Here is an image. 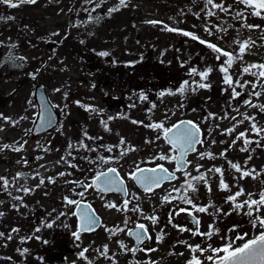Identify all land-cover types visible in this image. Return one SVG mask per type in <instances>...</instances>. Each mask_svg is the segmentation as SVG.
I'll return each mask as SVG.
<instances>
[{
	"label": "rangeland",
	"instance_id": "374dc122",
	"mask_svg": "<svg viewBox=\"0 0 264 264\" xmlns=\"http://www.w3.org/2000/svg\"><path fill=\"white\" fill-rule=\"evenodd\" d=\"M48 1L50 4L37 0L32 6L15 8L0 3V117L10 118L7 121L0 118V145L12 146L0 150V173L9 168V164L16 169L14 161H23L31 183L37 178L34 168L38 165L42 167L44 177L51 171L59 172L56 174L59 176L58 196H44L43 206H68L65 197L78 201L87 196L98 198L95 193H84L81 197L76 188L74 193H63L68 185L64 184L60 173L63 168L67 169L68 159L75 160L76 178L73 181H82L87 168L100 167L98 157L101 156L108 161L105 166L118 162L125 173L135 170L137 165L164 163L174 166V160L156 159L161 154H175L166 145L162 131L149 127L151 124L161 123L168 128L183 119L196 121L204 127L210 149L222 152L224 147L221 145L229 144L226 157H221L225 160L233 157V163H237L243 147V138L237 139L239 134L246 133L247 139L252 137L253 122L264 128L261 116L264 113L247 103L264 105V88L261 87L264 77L251 75L258 69H250L249 73L243 71L245 67L264 64V19L248 15L251 10L244 5L234 4V0H214L215 3L223 2L225 7L233 5L232 11L226 14L213 9L206 0H127L126 6H120L119 0ZM113 8L119 10L110 11ZM95 10L103 13V22L90 17L86 25L80 20L84 12L93 15ZM240 10L247 15L246 20L233 18ZM209 11L215 15H209ZM244 24L260 25L261 28L250 30ZM165 25L176 31H167ZM183 32L195 34L231 53L235 57L232 65H226L227 57L223 55L217 60V54L207 47V43L201 44ZM57 42L59 45L54 47ZM244 42H248V47L241 57L240 43ZM100 52L109 55L100 56ZM221 66L228 67L239 96L234 97L231 88L223 82ZM193 69L211 71L205 80H201L193 74ZM237 81L245 86H238ZM186 82L188 87H185ZM199 83L210 87L199 88ZM38 84L47 88L60 123L54 131L35 139L29 138V131L37 113L34 89ZM182 88L185 89L183 93ZM254 92L261 95L257 97ZM140 94L147 99H142ZM209 114H214L215 118ZM245 117H255V120ZM229 129H233L230 134ZM26 137V146L21 151L12 150L20 147ZM109 146L112 151L107 150ZM40 153L44 154V159ZM198 156L199 149L191 158ZM244 156L246 154L242 153L241 159ZM256 156L252 166L259 173L249 182L237 180L240 176L238 178L236 174L234 178L232 171H228L229 165L226 166L223 179L229 189L233 193L241 190L247 193L245 198L238 197V202L248 199L249 194L252 199H259L264 193V185L256 181L264 169V154ZM29 157L37 164L28 165ZM220 179L221 176L215 178L217 186H220ZM220 197L219 200L225 202L222 213L231 212L232 203L223 194ZM246 211L245 208L240 213L231 212L228 216L234 220L232 225L226 222L228 216L220 218L199 213L202 233L207 232L212 223L220 229L211 239L203 237L199 246L220 248L230 241L238 247L264 231L258 224L253 227V218L245 215ZM259 215L264 217V208L260 209ZM164 228L161 223L155 224L158 233L168 235L170 244L179 239L180 234L171 239L170 229L164 232ZM237 236L245 239L237 240ZM116 240L109 247L120 250L121 241ZM156 247L154 264H188L192 256L179 244L174 251L172 246ZM209 255L213 253H203V264L211 263L206 259ZM124 259L131 260V255H124ZM138 259V263H130H149L141 252Z\"/></svg>",
	"mask_w": 264,
	"mask_h": 264
},
{
	"label": "flooded vegetation",
	"instance_id": "af4514ba",
	"mask_svg": "<svg viewBox=\"0 0 264 264\" xmlns=\"http://www.w3.org/2000/svg\"><path fill=\"white\" fill-rule=\"evenodd\" d=\"M264 113V112H263ZM264 118V114H261ZM201 130V139L203 140L202 144H198L195 152H198L199 156L196 159H192L191 156L195 153H191L187 156L186 160L188 164L186 166L187 172L191 173V176H198L200 174H205L207 176V183L199 182L195 186L197 188L196 192H192L190 189L185 191L183 185L186 183V177L184 171L176 170V162L174 160V166H168L164 163H157L153 165H141L140 168L148 167L154 168L158 165H162L167 168L170 173H174L176 179L163 183L160 187L155 188L152 191L145 192L140 189L135 180L131 179V173L129 170L128 173H125L123 168L118 164V162L112 163L105 166L104 163L99 161L98 168L85 170V175L83 182L85 184H90L92 179L100 171H107L108 168H116L119 178L123 180L124 187L127 192V196L118 191H107L100 192L94 187L83 188L78 184L68 183V181H73L76 178L75 171L73 167H70L69 164L75 165V160H67V169H62L65 175L63 176L64 184L68 185L65 188L66 192L63 193H74L75 188L77 193L83 191L84 193H95L97 195L98 201L96 199H90V196H87L80 202H83L87 205H90V211L97 219V223L93 226L91 231H81L80 228V217L74 215L73 213L77 212V206L68 205V206H43L42 198L44 196L57 197L58 196V182H59V172L53 173L51 171L48 173L47 177H44L42 172V167L40 165L36 166L34 170L37 172V178L35 182L31 183L30 178L27 177L26 169H24L23 161L15 162L14 166H17L16 169H12V165L7 168L4 172L0 173V178L8 180V187L3 186V180H0V213H3L0 216V233H3V236H0V264H131L130 262H139V253L141 252L145 260H148V264H154L155 253L158 250L157 245H167L170 246L171 250L176 249V245L188 249L192 256L189 261L192 259L193 255L199 257L202 261L204 256L200 252L193 253L188 245L196 246L201 243L203 240L202 236H193L191 232L184 231L181 232L173 225H179L188 229L195 230V225L191 217L188 216L186 212H180L179 215H176V212L179 209L184 208L193 213L197 219L200 220L199 231L202 232V220L199 217V212H196L191 205L182 203L179 199L180 196L187 195L190 199L193 200V203L197 206H208L209 204L215 205L216 208L221 211L224 209L223 201L219 199L220 194H223L226 197L234 194L233 190H222L215 184V178L221 176L220 173L209 171L210 169L220 168L223 171V177L225 176V169L228 166V171H232L233 177L235 174L240 179L249 182L252 178H256L258 175V170L252 166V163L255 162L256 155L264 154V139L257 136L255 133L252 137H249V140L253 141L248 145V151H240L237 164L241 166L242 171H248L251 175L241 178V172H237L231 167L229 162L234 161V158L225 160L224 157L228 151H226L229 146L228 143H224V150L218 152V150H213V148L208 147L209 137L206 135L204 127L199 124ZM31 128L29 131V138H35L31 135ZM168 128H171L169 126ZM42 136V135H41ZM163 136V132H162ZM164 139V138H163ZM28 137H26L21 143L20 147H25ZM260 141V147H258L255 141ZM166 143V142H165ZM216 144V143H215ZM166 145H168L166 143ZM170 148L171 146L168 145ZM244 147V144H243ZM19 152V151H18ZM202 153H211L212 157L205 155L201 159ZM221 153H225L221 157ZM246 154L241 159V154ZM176 156V152H174ZM39 156L44 159V154L40 153ZM226 157V156H225ZM249 157H251L249 159ZM12 161L10 160L9 163ZM28 165L37 164L35 159L32 157L28 158ZM64 165V164H62ZM192 166L194 167L192 169ZM199 166L200 171L197 172L196 168ZM207 166H209L207 168ZM22 167V168H21ZM69 167V168H68ZM254 170V172H253ZM71 173V175H67ZM259 177L256 181H259L261 185H264V169L260 171ZM85 177H88L85 179ZM49 178H54L55 183H50ZM41 179L44 183L41 184ZM188 180L191 177L187 178ZM195 183V182H193ZM209 187L211 191H209ZM24 189H28V192H25ZM176 190H179L177 192ZM220 191L221 193H215ZM173 197L171 202L163 200L164 197L169 196ZM68 195V194H66ZM239 197H247V193ZM125 199L130 201L128 211L123 210V202ZM114 204L117 207H108L107 205ZM139 205L141 212H134L131 209ZM120 209V210H118ZM157 210L155 213L154 211ZM212 212V208H209ZM112 212L113 215H109ZM165 212V213H163ZM143 213V215H141ZM172 214V223L169 224V214ZM145 216H156L158 217V224H162L164 232L166 229L169 230V237L172 239L177 234H180L179 239L170 244L167 241V236L164 234L158 233L155 230V225L152 224L151 220L145 219ZM125 220L128 222L125 224ZM227 223L234 224L232 216L227 217ZM52 224L51 228H48L47 224ZM144 224L148 229V235L151 239H145L143 243L137 244L134 237L128 235V231H137V224ZM86 227V225H85ZM114 228H123V232H119L115 235H112L108 229ZM13 229H18V232H13ZM39 229V231H37ZM75 232L80 233V239L77 240L73 235ZM11 236V239L8 237ZM161 238L158 240L157 237ZM189 236V238H188ZM122 241L128 249L137 248L138 250L135 254L118 248L111 249L109 244L112 241ZM183 239V240H182ZM195 240V242H194ZM47 241V243H45ZM184 242H187L184 243ZM167 243V244H165ZM176 243V244H175ZM107 246V252L105 253L104 249ZM27 249L25 252L24 250ZM139 249H144L141 251ZM148 249H154V251H147ZM128 252V253H127ZM130 254L131 260H125L124 255ZM151 257V258H150ZM137 259V260H136ZM188 261V262H189Z\"/></svg>",
	"mask_w": 264,
	"mask_h": 264
},
{
	"label": "snow or ice",
	"instance_id": "6c2138e0",
	"mask_svg": "<svg viewBox=\"0 0 264 264\" xmlns=\"http://www.w3.org/2000/svg\"><path fill=\"white\" fill-rule=\"evenodd\" d=\"M19 3H25V4H35L36 0H18ZM18 2H14V0H0V3L6 4L10 7H17L18 6ZM120 6H126L127 0H119ZM206 3L211 5L213 9H219L221 12L224 13H230L232 11V7L233 5H229L228 7H225L224 3H215L214 0H206ZM234 4H240V5H244L246 8L250 9L251 11L248 13V15H253V16H257L260 17L261 19H264V0H234ZM118 8H113L110 9V11L114 12V11H118ZM209 15H215L214 12L209 11L208 13ZM234 19L239 18L241 20H246L247 19V15L245 14V12L243 10L237 11L235 13V16L233 17ZM9 19H11V17H9ZM149 23L152 24H156V23H160L158 21H149ZM245 27H248L250 30L251 29H259L261 28L260 25H248V24H244ZM165 29L167 31H176L173 28H169L165 25ZM209 34H211V32H209ZM53 35H57L56 33H54ZM183 35L185 36H190L191 39L193 40H199V42L201 44H205L207 43L206 41L200 39L198 36H196L195 34L189 33V32H183ZM207 47L210 48L213 52H215L217 54V60L220 59L221 55H223L224 57H227L226 60V65L228 67H230L233 63V60L235 59V57H233V55L227 51H223L221 48L217 47L215 44L212 43H207ZM248 47V42H244V43H240V56L242 57L246 48ZM100 56H108L109 54L107 52H100L99 53ZM228 67L226 66H221L220 71L222 73H224V78H223V82L228 85L231 90H232V95L234 97L239 96V93L236 92V87L234 86V81L232 79V76L228 74ZM250 69H258V71L256 72H251V75L253 76H257V77H264V64H254L251 65L249 67H245L243 69V71L245 73H249ZM211 71V69H207L206 71L203 72H197L195 69H193V74L194 75H198L200 76L201 80H205L208 76V73ZM33 79H35V76H33ZM238 86L240 87H244L245 85H240L238 84V81L235 82ZM185 87H188L187 82ZM197 87L199 88H209L210 85L205 84V83H199L197 85ZM262 88H264V85H261ZM58 91V90H57ZM185 91L184 88L181 89V93H183ZM193 91H195V89H193ZM255 96L259 97L261 95V93L259 92H254L253 93ZM142 99H147V97L143 96V94H140ZM250 106L252 107H256L259 108V110L261 112H264V105H256V104H252L251 101L247 102ZM82 107H84L83 105H81ZM91 110V109H89ZM210 117L215 118L214 114H209ZM7 120H10V118L8 117H0ZM21 119H24V117H21ZM245 119H251V120H255V117H245ZM43 123L47 124L48 126L51 125L52 123V117L51 114H47L46 117L43 119L42 121ZM16 123V122H13ZM133 123H139L137 121H133ZM149 127L157 130V131H162L163 132V138L166 141V143L168 145L171 146V149L173 152H178L179 155L178 156H168L165 154H161L158 157H156V159L159 160H175L176 162V170L177 171H184L185 177H186V183L183 185V188L185 189V191L187 190H191L192 192H196L197 188L195 186L196 183L199 182H204L207 183V176L205 174H200L198 176H191V173L187 172L186 166L188 164V161L186 160L187 154L189 152H193L196 150V145L197 144H202L203 140L201 139V130L200 127L194 123L191 120L188 121H181L180 123L174 125L171 128H165L163 124L161 123H154L149 125ZM251 128L253 130V132L261 137V139H264V128L262 127H258L257 124L255 122L252 123ZM233 131V129H229L228 132L229 134ZM159 137H157L158 139ZM243 138V144L244 147H242L240 149V151L242 152H246L248 151V145H250L251 143H253V141L247 139V134L246 133H240L239 136L237 137V139H241ZM88 139H93L92 137H88ZM147 143H152L153 141H146ZM124 141L121 140V144H123ZM214 143V141H213ZM256 145L258 147H260V141L257 140L255 141ZM84 148H87V145H81ZM12 146L10 145H0V150L4 149V148H10ZM72 145H69V148H71ZM12 150L14 151H21L22 150V146L21 147H16V148H12ZM46 150V149H45ZM108 151H112V146H109ZM125 153L122 151L121 152V156H123ZM69 155H71V152H69ZM207 155L209 156V158H214L212 157L211 153H202L201 154V159L204 158V156ZM221 156H224L225 153H221ZM251 157H249L250 159ZM63 159V158H62ZM99 161L101 163H107L108 161L105 160L104 157H98ZM231 164V167L233 169H235L237 172H241V178L243 177H247L249 175H251L250 172L248 171H242L241 170V166L237 163H232L229 162ZM70 167L75 168L76 165L74 164H69ZM196 171L199 172V166H197ZM209 171H214L217 173L221 174V179H220V186L222 190H229V186L224 182L223 179V171L220 168H215V169H210ZM254 172V170H253ZM61 176H64L65 173H60ZM67 175H71V173H67ZM191 177L190 180H188L187 178ZM131 179L137 181L145 190V192L151 191L154 188H157L161 185V183L164 180H174L176 179L174 173H170L168 171L167 168L163 167L162 165H158L157 167L154 168H140L139 165H137L136 169L133 170V172L131 173ZM0 180H3V186L5 188L8 187V180L4 179V178H0ZM49 182L50 183H55V179L54 178H49ZM195 182V183H193ZM44 181L43 179H41V184H43ZM68 183H76L78 185H80L83 188H89V187H94L95 189H97L100 192H107V191H118L121 192L123 194H125L126 196L128 195L126 192V189L124 187V182L123 180H121L119 178V174L116 170V168L111 167L108 168L107 171H100L97 173V175L92 179L90 184H85L83 181H68ZM25 192H28V189H24ZM177 192H179V190H176ZM209 191H211V188L209 187ZM243 190L238 191L232 195H229L226 199L227 201H230L233 205L231 212H237L240 213L242 210H244L245 208L247 209L246 212H244L245 215L253 218L252 219V224L253 227L255 228L257 226V224L259 225V227L261 229H264V217H261L259 215L260 209L264 208V193L260 194L259 199H252L251 194H249L248 199L242 201V202H238V197L243 195ZM77 195L83 197L84 196V192L80 191L77 193ZM173 197L171 196V193L169 194V196H166L163 198V200L167 201V202H171V199ZM179 199L181 200L182 203H186L192 206V208L199 213H208L209 215H212L214 217H220L222 218L223 216H228L231 215V212H223L216 208L215 205H211L209 204L208 206H197L196 204L193 203V200L190 199L187 195L184 196H180ZM65 201L67 205H75L77 206V212L73 213L74 215H78L81 218V231H91L93 229V226L97 223V219L94 216V214L91 213L90 205H83L81 204L80 201L78 200H74V199H70L68 197H65ZM130 201L128 199H125L123 202V210L124 211H128V205H129ZM108 207H117L114 204H109L107 205ZM209 208H212V212L209 213ZM120 210V209H118ZM131 211L134 212H141L139 205H135ZM189 217L192 218L194 225H195V230L193 229H188L179 225H173V227L177 228L179 231L184 232V231H188L191 232V234L193 236H202V237H207L209 239H211V237L213 235H216L219 233L220 229L218 227H216L215 223L209 224L208 226V231L207 232H200L199 231V226H200V220L197 219L195 216H193V213L191 211H188L187 209L181 208L179 209L178 212H176V215H179L180 212H186ZM3 213H0V216H2ZM141 215H143V213H141ZM145 219H149L151 220L152 224L155 225L158 221V217L156 216H145ZM172 214H169V220L168 223L171 224L172 223ZM128 221L125 220V224ZM86 225V227H85ZM48 228L52 227V224H47L46 225ZM136 228L138 229L137 231H128V235L132 236L135 238L137 244H141L144 242L145 239H151V237L148 235V229L147 227L140 223L136 225ZM234 230V229H233ZM18 229H13V232H18ZM37 231H39V229H37ZM108 231L112 234L115 235L119 232H123L124 229L123 228H114V229H108ZM3 233H0V236H3ZM75 236V238L77 240L80 239V233L79 232H75L73 234ZM9 239H11V236L8 237ZM161 237L158 236L157 239L159 240ZM237 240H243L245 239L244 236H237L236 237ZM45 243H47V241H45ZM187 244V242H184ZM120 246L122 249H126L127 251H130L131 253L135 254V252L138 250L137 248L133 247L128 249L127 246L121 241L120 242ZM188 247L190 248V250L193 253L196 252H200L201 255H203L204 252H211L213 253V255H209L206 257V259L208 261H211L212 264H264V231H261L259 233V235H257L256 237L247 240L245 243H243L241 246L235 247L233 245L232 242H228L226 243L223 247L220 248H212L211 246H209V248L205 249V248H201L199 245L196 246H192V245H188ZM141 251H144V249H139ZM25 252L27 251V249L24 250ZM105 253L107 252V246H105L104 249ZM147 251H154V249H148ZM220 253H223L224 255H220ZM188 264H203V261L193 255L192 259L188 262Z\"/></svg>",
	"mask_w": 264,
	"mask_h": 264
},
{
	"label": "water",
	"instance_id": "95a60500",
	"mask_svg": "<svg viewBox=\"0 0 264 264\" xmlns=\"http://www.w3.org/2000/svg\"><path fill=\"white\" fill-rule=\"evenodd\" d=\"M34 100H35L36 105H37L38 113H37L36 119L33 123L32 129H31V134L33 136H40L41 134L53 131L56 128V126L59 122V116H58V113H57L53 103L51 102V99L48 95V91L43 84L36 85L35 90H34ZM47 114H51V117H52V123L50 126H48L47 124L42 122ZM181 121H188V120L184 119ZM181 121H179L178 123H180ZM178 123H176V124H178ZM189 153H192V152H189ZM188 154H187V156H188ZM178 155H179V153L177 152L176 156H178ZM166 181H170V180H164L161 183V185ZM136 183L142 190H144V188L137 181H136ZM80 223H81V218H80Z\"/></svg>",
	"mask_w": 264,
	"mask_h": 264
},
{
	"label": "trees",
	"instance_id": "16d2710c",
	"mask_svg": "<svg viewBox=\"0 0 264 264\" xmlns=\"http://www.w3.org/2000/svg\"><path fill=\"white\" fill-rule=\"evenodd\" d=\"M15 2H16V0H14ZM18 1V0H17ZM52 2H53V0H51ZM51 2V3H52ZM45 3L46 4H50V2L48 1V0H45ZM23 5H27V4H25V3H18V6L17 7H21V6H23ZM31 6L32 5H34V4H30ZM55 5V4H54ZM96 13H98L99 14V16L96 14ZM90 17H91V19L92 20H94V21H96V22H98V21H100V20H102V22H103V13H99V12H96V10H95V13H93V15H89L88 13H86V12H84V14L81 16V19L80 20H82V21H84L85 22V24H86V22H88V21H90ZM87 19H89L88 21H86ZM87 25V24H86Z\"/></svg>",
	"mask_w": 264,
	"mask_h": 264
}]
</instances>
